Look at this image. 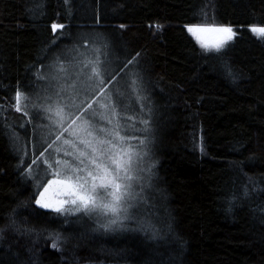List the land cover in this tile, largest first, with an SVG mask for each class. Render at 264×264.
I'll list each match as a JSON object with an SVG mask.
<instances>
[{
    "label": "trees",
    "instance_id": "trees-1",
    "mask_svg": "<svg viewBox=\"0 0 264 264\" xmlns=\"http://www.w3.org/2000/svg\"><path fill=\"white\" fill-rule=\"evenodd\" d=\"M188 25L236 35L207 50ZM252 26L264 0H0V264H264V37ZM86 31L145 88L142 222L156 238L36 203L22 147L41 118L17 94Z\"/></svg>",
    "mask_w": 264,
    "mask_h": 264
},
{
    "label": "rangeland",
    "instance_id": "rangeland-1",
    "mask_svg": "<svg viewBox=\"0 0 264 264\" xmlns=\"http://www.w3.org/2000/svg\"><path fill=\"white\" fill-rule=\"evenodd\" d=\"M186 27L188 30L203 26ZM190 34L200 46L204 42L210 45L203 48L216 50L211 44L219 34ZM126 69L102 33H80L70 46L42 67L40 83L35 89L18 92V108L27 115L37 111L41 118V122L28 126L22 152L26 171L42 203L55 209L61 207L62 201H69L63 205L62 213L84 215L105 228L131 226L156 238L149 225L142 222L143 209L149 205L146 194L151 184L147 172L152 158L144 146L145 136L149 139L151 135L146 118L143 119L149 112L143 103L145 88ZM104 147L113 149L121 164V182L127 186L124 200L128 203L122 201L117 214H105L103 209L84 210L79 202L70 203L75 199L72 192L77 190V185L68 182L66 169L81 159V153L87 157L92 148ZM110 201L108 197L107 202ZM115 215L120 219L111 224Z\"/></svg>",
    "mask_w": 264,
    "mask_h": 264
},
{
    "label": "snow or ice",
    "instance_id": "snow-or-ice-1",
    "mask_svg": "<svg viewBox=\"0 0 264 264\" xmlns=\"http://www.w3.org/2000/svg\"><path fill=\"white\" fill-rule=\"evenodd\" d=\"M62 27L63 25H52L53 31ZM249 30L258 37H264V27L252 26ZM188 31L193 34H219L215 37V42L211 44L217 50L222 48L226 42L233 40L236 35L231 27H189ZM202 46L208 48L210 45L204 42ZM17 99L19 100V93L17 94ZM100 143L105 144L106 142L100 141ZM65 175L70 184L75 183L77 185V190L72 192L75 197V199L70 201L72 205H76L79 202L84 210L103 209L105 214L107 212L117 214L121 202L128 203V201L124 200V192L127 190V186L121 182L123 179L121 176V164L115 157L111 147L92 148L91 153L87 157H85L84 153H81V159L72 162L66 169ZM43 196L44 193H41L42 198ZM108 197L111 198L110 202H107ZM36 203L41 205V207H50L49 204L42 203V200H37ZM66 203H69V201H62L61 207L54 210L57 212L64 211L63 205ZM77 210L79 211L80 209ZM119 219L120 217L115 215V218L111 219L110 223L116 224Z\"/></svg>",
    "mask_w": 264,
    "mask_h": 264
}]
</instances>
